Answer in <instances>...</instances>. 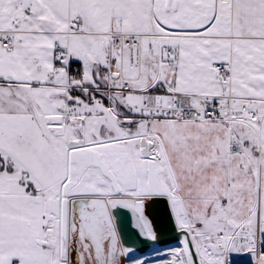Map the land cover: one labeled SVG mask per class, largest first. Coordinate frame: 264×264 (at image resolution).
<instances>
[{
  "label": "snow or ice",
  "instance_id": "6c2138e0",
  "mask_svg": "<svg viewBox=\"0 0 264 264\" xmlns=\"http://www.w3.org/2000/svg\"><path fill=\"white\" fill-rule=\"evenodd\" d=\"M0 264H264V0H0Z\"/></svg>",
  "mask_w": 264,
  "mask_h": 264
}]
</instances>
